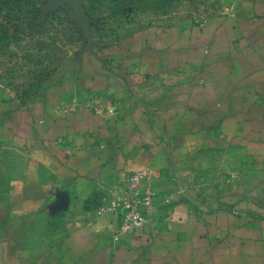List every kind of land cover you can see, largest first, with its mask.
Instances as JSON below:
<instances>
[{
  "label": "crops",
  "instance_id": "crops-1",
  "mask_svg": "<svg viewBox=\"0 0 264 264\" xmlns=\"http://www.w3.org/2000/svg\"><path fill=\"white\" fill-rule=\"evenodd\" d=\"M2 152L0 264H264V0L76 61L0 106ZM143 170L150 221L115 240L112 191Z\"/></svg>",
  "mask_w": 264,
  "mask_h": 264
},
{
  "label": "rangeland",
  "instance_id": "rangeland-1",
  "mask_svg": "<svg viewBox=\"0 0 264 264\" xmlns=\"http://www.w3.org/2000/svg\"><path fill=\"white\" fill-rule=\"evenodd\" d=\"M220 0H32L0 15V106L26 105L76 61L106 58L150 25L204 20ZM4 153H0V158ZM0 159V169L3 168ZM3 171V170H2ZM5 172V171H4ZM16 175L0 174V186Z\"/></svg>",
  "mask_w": 264,
  "mask_h": 264
},
{
  "label": "built area",
  "instance_id": "built-area-1",
  "mask_svg": "<svg viewBox=\"0 0 264 264\" xmlns=\"http://www.w3.org/2000/svg\"><path fill=\"white\" fill-rule=\"evenodd\" d=\"M152 179L149 170L137 171L114 187L108 209L116 215L113 224L115 240L142 229L150 221L155 198Z\"/></svg>",
  "mask_w": 264,
  "mask_h": 264
},
{
  "label": "trees",
  "instance_id": "trees-1",
  "mask_svg": "<svg viewBox=\"0 0 264 264\" xmlns=\"http://www.w3.org/2000/svg\"><path fill=\"white\" fill-rule=\"evenodd\" d=\"M32 0H0V15L3 11L10 13L11 11L21 10L23 4L30 3Z\"/></svg>",
  "mask_w": 264,
  "mask_h": 264
}]
</instances>
